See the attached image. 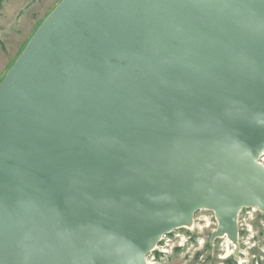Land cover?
Here are the masks:
<instances>
[{
  "label": "water",
  "instance_id": "1",
  "mask_svg": "<svg viewBox=\"0 0 264 264\" xmlns=\"http://www.w3.org/2000/svg\"><path fill=\"white\" fill-rule=\"evenodd\" d=\"M264 0H62L0 82V264H145L264 210Z\"/></svg>",
  "mask_w": 264,
  "mask_h": 264
},
{
  "label": "rangeland",
  "instance_id": "2",
  "mask_svg": "<svg viewBox=\"0 0 264 264\" xmlns=\"http://www.w3.org/2000/svg\"><path fill=\"white\" fill-rule=\"evenodd\" d=\"M61 1L0 0V82ZM238 214L235 245L227 244L226 234L211 239L218 220L214 211L201 209L192 216V227L165 233L145 264H264V210L243 208Z\"/></svg>",
  "mask_w": 264,
  "mask_h": 264
},
{
  "label": "bare ground",
  "instance_id": "3",
  "mask_svg": "<svg viewBox=\"0 0 264 264\" xmlns=\"http://www.w3.org/2000/svg\"><path fill=\"white\" fill-rule=\"evenodd\" d=\"M9 69H10V68H9ZM9 69H8V70H9ZM8 70H7V71H8ZM5 74H6V73H5ZM257 209H258V208H257ZM236 224H237V218H236ZM185 226H186V227H192V222H190L189 224H186ZM236 230H237V227H236ZM235 240H236V239H235ZM227 241H228L227 244H229V243H234V245H235V241H232V240H230V239H228V238H227ZM163 251H165V250H163ZM146 264H147V263H146ZM148 264H153V263L150 262V263H148Z\"/></svg>",
  "mask_w": 264,
  "mask_h": 264
},
{
  "label": "built area",
  "instance_id": "4",
  "mask_svg": "<svg viewBox=\"0 0 264 264\" xmlns=\"http://www.w3.org/2000/svg\"><path fill=\"white\" fill-rule=\"evenodd\" d=\"M263 156V157H262ZM261 157H260V159H259V163L263 166V168H264V155H262ZM251 209V208H250ZM242 211V210H241ZM241 211L239 212V213H241ZM239 215V214H238ZM238 215H237V217H238ZM163 239V235L160 237V239H159V241L160 240H162ZM151 252V251H150ZM146 261H147V259H146ZM147 264L148 263H150V262H146Z\"/></svg>",
  "mask_w": 264,
  "mask_h": 264
}]
</instances>
